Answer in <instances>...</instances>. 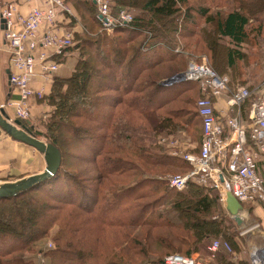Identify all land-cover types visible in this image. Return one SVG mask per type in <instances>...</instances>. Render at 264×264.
Returning <instances> with one entry per match:
<instances>
[{"label": "trees", "instance_id": "16d2710c", "mask_svg": "<svg viewBox=\"0 0 264 264\" xmlns=\"http://www.w3.org/2000/svg\"><path fill=\"white\" fill-rule=\"evenodd\" d=\"M112 4L116 15L126 5L145 17L136 14L128 26L99 32L102 23L92 3L99 28L90 25L85 30L90 37L77 44L72 36L68 50L75 47L78 53L74 70L52 77L49 92L41 98L52 106L49 117L41 127L32 119H21L33 136L42 135L58 147L62 160L56 174L38 186L0 197V264H33L26 252H33L53 231L55 246L47 251L48 264H162L169 254L193 256L197 251L203 259L214 239L228 241L232 249L221 248L211 264H251L241 256L245 239L219 189L196 181L181 190L171 187L169 176L177 173L169 174L170 168L191 166L183 155L171 154L155 140L166 128L179 132L195 125L202 127L203 136L199 98L195 93L184 97L197 90L199 81L161 82L164 76L185 70L191 54L209 53L211 66L229 75L231 85L250 88L243 106V116L248 117L264 81L262 66L258 67L264 23L257 16L264 14V0H113ZM62 15L70 24L67 14ZM191 26L196 27L190 30ZM197 37L199 42L189 41ZM178 46L187 55L176 51ZM64 54L57 61L62 62ZM194 130L191 133L197 136ZM76 157L93 166L87 170L95 172L91 179L76 172ZM145 164L162 172L151 173ZM40 196L49 216L34 232L25 224L39 219L34 204ZM244 206L262 223L252 206ZM127 227L150 231L144 237Z\"/></svg>", "mask_w": 264, "mask_h": 264}, {"label": "built area", "instance_id": "2783aa9c", "mask_svg": "<svg viewBox=\"0 0 264 264\" xmlns=\"http://www.w3.org/2000/svg\"><path fill=\"white\" fill-rule=\"evenodd\" d=\"M24 1L29 7L27 14L19 9L20 0L0 3V51L5 48L11 55L9 81L19 96L18 99L0 103V107L5 111L12 107L19 120L31 119L30 99L34 94L44 97L43 90L33 89L34 76L42 75L48 80L60 68L57 57L62 56L74 43L72 34L61 31L59 25L60 14L73 16V9L65 0ZM92 1L98 7V18L107 31L130 25L134 21L133 14L127 11L113 15V0ZM181 76L180 81H199L203 96L197 100V104L202 118L203 136L199 152L182 153L192 169L170 175V186L181 190L190 181H196L219 189L223 204L228 189L243 205L264 204V175L259 170L261 165L264 171V92L252 103L249 121L246 122L241 110L251 94L250 88L232 86L228 75L219 74L207 62L191 61ZM223 93L229 94L228 103L239 111L236 116H227L226 120L221 121L217 118L214 99ZM254 229L264 237L259 222H255L242 235ZM208 247V260L170 254L162 264H211L221 248L227 251L232 249L228 241L221 239L212 240ZM40 253L44 263V253ZM238 259V256L234 257V260ZM250 260L251 264H264V244L255 246Z\"/></svg>", "mask_w": 264, "mask_h": 264}, {"label": "rangeland", "instance_id": "374dc122", "mask_svg": "<svg viewBox=\"0 0 264 264\" xmlns=\"http://www.w3.org/2000/svg\"><path fill=\"white\" fill-rule=\"evenodd\" d=\"M65 1L69 5V7L73 9V16L68 17V15H67V18H68L70 25L68 26V23H67L68 28L63 30V31H69L72 34V36L74 37L75 44H77V42L84 39L85 37H90V36H87L88 33H87V31H85L86 29L90 28V25H93L94 28L96 30H98L97 29L98 26H96L95 25L96 23L93 21L96 19V10L94 11V7L92 6V2L90 0H65ZM122 11H127V13H130L131 15L133 14V16L139 15V16L145 17V15L141 11L138 12L135 10V8H130L129 6H126V5L124 6V9ZM113 15L116 16V14H114V12H113ZM257 16H262L263 23H264V14L261 13V15H257ZM252 19L258 21V19H254V18H252ZM181 23L185 27L186 23H184V22H181ZM195 27L191 26V27H189V29L193 30V28H195ZM104 30L105 29H103V27H102V29H100L99 32L104 31ZM105 31H107V30H105ZM109 32H111V31H108L107 33H109ZM84 34H86V35H84ZM262 39H263L262 42L261 43L259 42L260 48H261L260 53L262 54V55H260L261 57H259V58H261L262 61L260 62L261 64L258 65V67L262 66V68H259L261 74L264 73V37ZM168 41L172 42L173 38L169 37ZM189 41L193 43V42H199L200 40H199V37H197V38L190 39ZM173 42H175V41H173ZM171 46L174 47L175 45H171ZM176 48L179 49V51H178L179 53H183V54L187 55L188 52H186L185 50H183L179 46ZM68 51L63 55L64 57H62L63 59H62L61 64L64 65L68 61L70 63V66H68V68L70 70L71 69L73 70L78 53H75L76 52L75 47L69 49ZM0 53H1V51H0ZM2 54H4V60H3V58L2 59L0 58V80L2 78H4V76H5V75H3L5 72V69H8L9 66L11 67V55H10V53L9 52L6 53L4 51V53L2 52ZM188 61H189V63L191 61H197L199 63L207 62L208 64L211 65L210 54L207 52H205L203 54H197V55L191 54ZM189 63L187 65V67L185 68V70L188 68ZM57 73L59 74L60 72L58 71L56 73H53L48 80H46V79L45 80L48 82H51V78L54 77L55 75H58ZM180 73H182V71H179L176 74H173L172 76H164L161 82L162 83L169 82V80L177 77V75ZM64 74H65V72H64ZM93 80L94 79H92L91 83H90V85H92V86L94 84ZM263 80H264V78H263ZM237 85H239V84H236L235 86H237ZM262 85H263V86H261L262 90L260 92L261 94H263V92H264V81H263ZM194 93H195V99L196 100L203 96L202 90H200V87H198L197 90L192 89V91H189V93L184 95V97H188V95H192ZM178 103H180V102H178ZM170 105L172 107H175L174 104H170ZM180 105H184V104L181 103ZM37 110H38V112L36 114L35 119H33V120H34L36 126L41 127V126H43L41 124V122L44 123V121L47 120V118L49 117L50 111H52L53 109H52V106H50V104H48L47 101L42 100L40 97H38L37 98ZM165 110H167V109H164V111ZM164 111H162V113H164ZM33 116H31V118ZM16 117L17 116L15 114V116L11 117V118L15 119ZM141 120H143V119H141ZM86 124L90 125L92 123H90V124L86 123ZM194 129H196V130H194ZM201 129H202L201 126L199 127V126L195 125V127H193V129L189 128V130H181L179 132H173L169 128H166L164 131L158 130L161 134L157 136V140H155V142L157 141L158 143L156 142L155 144L162 145L164 148H167V150L171 154H174V155H178V154L182 155V153L191 152V151H193V152L198 151L200 148L199 145H200L201 140H202ZM191 130H194V132L196 133L197 136H195L193 133H191L192 132ZM155 132L156 131H153L152 133L150 132V134L154 136ZM67 134H68V132H67ZM37 136H39V137H41L47 141V139L45 137H43L42 135H37ZM73 140H74V138H73ZM73 143H75V142L73 141ZM74 160H75L74 161L75 167L74 166L73 167L76 170V172H78V173L81 172L80 174L88 176V177H84V178L91 179L92 178L91 176H93L95 174V172L92 173L93 171L88 172L87 170L93 169V166L85 165L82 161H80V162L77 161L78 160L77 157ZM147 167L148 166H146V164H145V168H147ZM148 168H149L151 173L152 172L156 173L157 171L162 172L161 169H159V168H154V167H152V168L148 167ZM148 168H147V170H148ZM191 169H192V166L190 169H185V170H177L176 168L172 167V168H170L169 174H173V173L180 174V173H183V172L191 170ZM130 182H132V178L125 180V184H129ZM5 183H8V182H5ZM40 198H41V200H40ZM40 198H38V201L34 204L36 206V208L38 210H40L39 219H37V220L35 219V220H33V222H30L29 226L27 224H25L27 222H24V224L27 227H29V229L31 231H34V232L39 230L41 225L43 226V223H45V221L48 219V216H49L48 210L46 211L45 207H43L46 205V203H45L46 201L41 196H40ZM248 205L249 204H246V206H248ZM246 210L249 212L247 207H246ZM23 214H24V212H23ZM9 217H12V215L10 214ZM230 218H232V217L230 216ZM7 220H9V218H7ZM254 223L255 222L253 220V217H251V215H250L249 218H246L244 220V223L242 225L237 226V229L240 232V234L242 235V232H244L245 230L250 228L252 225H254ZM259 223H260V221H259ZM128 231H130L132 234L138 233L140 231L139 235H143L144 237H147V232L150 231V228H147V227L132 228L131 227V228H128ZM55 233H56V231H53V233H51V235L49 237H47V239L41 241L39 243V245L34 246L33 252H31V251L26 252V255L28 256V258L32 259L33 264H47V251H49L50 249H53L55 246V241L53 238ZM260 233L261 232H259L258 230L256 231L254 229V231H250V233L242 235L245 239L244 249L241 253V256L243 259H246V260L251 262V260H250L251 251L255 248V246H260V245L264 244V237ZM120 235H121L120 232H118L116 236L118 237L119 242H122L124 244V239ZM150 240H152V239H149L148 242H150ZM50 245H53V246L51 247ZM209 245H207V247ZM40 252L44 253V258H45L44 263H42V261H41L43 256L41 255ZM197 253L199 254V252L197 251L196 253H194V255H196ZM203 259L208 260V253L205 254V258H203Z\"/></svg>", "mask_w": 264, "mask_h": 264}, {"label": "crops", "instance_id": "0c3cea01", "mask_svg": "<svg viewBox=\"0 0 264 264\" xmlns=\"http://www.w3.org/2000/svg\"><path fill=\"white\" fill-rule=\"evenodd\" d=\"M7 1H10V0H0V3L7 2ZM92 3L94 4L93 1ZM19 9L25 14L29 12L28 4L24 0H20ZM64 20H65L64 15L60 14V17H59L60 24L59 25L61 27V31L67 29L68 26L70 25L68 24L67 26V21L66 20L64 21ZM4 51L7 53L8 50L4 48L1 51L0 58L1 59L3 58V60H4V54H2V52L4 53ZM58 58H60V56H58L57 59ZM68 66H70V63L68 61L64 65H62L60 62V68L58 70L60 73L59 74L57 73L58 75H55V76L62 77V76L70 74L74 70V68L73 70L72 69L70 70ZM3 75H5L4 78L0 80L1 82L0 83V103L6 102V100L8 99H18L19 96L17 95L16 91H14L13 87L11 86L8 80L7 69H5V72ZM50 84L51 82L46 81L43 76L36 75L33 79L32 86H33V89L43 90L44 94H46L49 92ZM38 97L39 95L34 94V96L30 99V106H31L32 114L34 115V116L32 115L33 117L31 118L32 119L31 121L33 124H35L33 119H35L36 114L38 112L37 110V98ZM228 98H229V94L223 93L221 97L214 99L217 118H219L221 121L226 120L227 116H232V117L236 116L239 111L237 107L233 108L228 103ZM6 111L11 117L15 116V110L12 107L6 108ZM241 112H242L243 119L246 122H248L249 117L243 116V107H242ZM45 168H46V161H45V156L43 153L39 152L37 149L26 144L23 141L21 142V141H18L17 139L12 138L10 135L6 134L3 131L0 133V184L9 182V181H16V180L22 179L23 177H29V176L35 175L45 170ZM259 170H260V173L264 175V171L262 170L261 165H260ZM250 206L253 207V213L255 214V216L260 217L263 220L262 223H260V228H261L260 230L264 231V204L253 203ZM253 220L254 222L258 221V219L256 218H253ZM193 256L198 257V254L196 255L193 254ZM48 263H49V257L47 256V264Z\"/></svg>", "mask_w": 264, "mask_h": 264}, {"label": "water", "instance_id": "95a60500", "mask_svg": "<svg viewBox=\"0 0 264 264\" xmlns=\"http://www.w3.org/2000/svg\"><path fill=\"white\" fill-rule=\"evenodd\" d=\"M4 22V19L1 21ZM8 80L11 78V70L7 69ZM181 73L177 77L172 78L167 84L176 83L181 79ZM10 82V81H9ZM11 84V82H10ZM0 127L1 129L12 138L18 141H23L26 144L34 147L39 152L43 153L46 161V168L42 172L29 177H23L16 181H9L8 183L0 184V197L9 198L17 195L25 190L32 189L44 180L52 177L60 168L62 153L59 148L53 143L47 142L39 136H33L18 119L12 120L7 111L0 107ZM224 204L230 216L235 219L240 226L244 223L246 218L250 217V213L246 210L243 203L238 201L230 189L227 190L224 199Z\"/></svg>", "mask_w": 264, "mask_h": 264}]
</instances>
